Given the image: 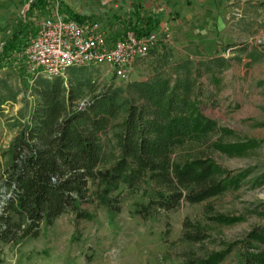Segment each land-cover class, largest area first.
<instances>
[{"label": "rangeland", "instance_id": "374dc122", "mask_svg": "<svg viewBox=\"0 0 264 264\" xmlns=\"http://www.w3.org/2000/svg\"><path fill=\"white\" fill-rule=\"evenodd\" d=\"M33 1L0 0V88L9 94L0 110V176L14 137L37 99L33 87L37 77L28 72L22 54L42 17L58 4L78 19H99L109 40L123 35L134 20L126 8L134 0H49L46 7L37 8L31 7ZM137 1L140 9L145 8L144 0ZM158 6L166 8V22L198 14L213 18L214 23L192 26L193 21L181 20L165 28L158 23L151 30L157 41L130 79L117 77L106 63L87 64L79 74L83 85L78 101L84 103L108 87L127 91L130 82L169 73L185 57L196 61L221 56L228 60L227 68L215 98L202 107L216 121V128L194 131L177 146L175 155L186 159L209 154L226 170L246 176L236 188L147 216L134 211L138 203L147 201L138 192L126 194L115 214L89 203L91 219H77L67 212L52 225H44L39 236L4 245L0 264H171L227 243L231 250L219 264H243L250 247L264 249V241L249 238L264 226V0H162ZM61 76L76 85V75L68 70ZM118 130L113 125L101 137V167L119 157ZM185 221L198 223L206 237L189 240L186 232L195 229L186 228Z\"/></svg>", "mask_w": 264, "mask_h": 264}, {"label": "trees", "instance_id": "16d2710c", "mask_svg": "<svg viewBox=\"0 0 264 264\" xmlns=\"http://www.w3.org/2000/svg\"><path fill=\"white\" fill-rule=\"evenodd\" d=\"M48 2L35 0L31 7H46ZM132 12L135 19L129 28L139 33H149L159 23L137 7ZM227 61L221 56L196 61L185 57L169 73L134 80L127 91L108 87L84 103L78 101L83 85L79 74L87 64L68 68L77 77L76 85L67 84L61 75L37 77V99L14 137L0 176V262L4 245L39 236L44 225L67 212L91 219L89 203L115 214L126 194L138 192L147 201L134 211L147 216L238 187L246 172L226 170L209 154L186 159L175 155L194 131L216 128L202 107L215 98ZM8 97L0 88V110ZM120 115L121 121L113 124ZM113 125L119 128L120 154L112 165L101 167V137ZM184 226L195 229L186 232L189 240L206 237L198 223L185 221ZM249 238L264 241V226ZM231 246L171 264H219ZM243 264H264V249L250 247Z\"/></svg>", "mask_w": 264, "mask_h": 264}, {"label": "built area", "instance_id": "2783aa9c", "mask_svg": "<svg viewBox=\"0 0 264 264\" xmlns=\"http://www.w3.org/2000/svg\"><path fill=\"white\" fill-rule=\"evenodd\" d=\"M156 41V32L139 33L133 28L109 40L99 21L78 19L56 4L42 17L22 56L33 79H50L72 66L106 63L117 77L128 80Z\"/></svg>", "mask_w": 264, "mask_h": 264}, {"label": "crops", "instance_id": "0c3cea01", "mask_svg": "<svg viewBox=\"0 0 264 264\" xmlns=\"http://www.w3.org/2000/svg\"><path fill=\"white\" fill-rule=\"evenodd\" d=\"M134 2H136V0H134ZM134 2H131V4H129V6L126 7L128 9L130 8L128 14L131 13L132 16H134V19H135V14H133L132 9L135 8V7H137L141 11V13L143 15L151 14L155 18L159 19V25H158V27L165 28V26L168 25V24H170V23L175 25L177 23H181V20H187L188 21V24H190V22L193 21L192 26L193 25L196 26L199 22L200 23H203L206 26H212V24L214 23V19L213 18H205V17L201 18L198 14L193 15V16L192 15H189V17L188 16H182L181 15L180 17H178L177 19L172 20L171 22H166V8L165 9L164 8L162 9L160 6H158L162 2V0H144L143 1V4H144V7L145 8H141V9L139 8L140 1L139 2L137 1L136 3H134ZM64 12L68 14L67 11H64ZM92 19H95V20L99 21V23L101 25V21L99 19H97V18H92ZM188 27L191 28L190 25ZM191 43L192 42H190L188 44H191Z\"/></svg>", "mask_w": 264, "mask_h": 264}]
</instances>
